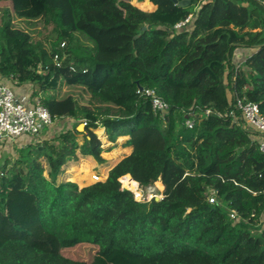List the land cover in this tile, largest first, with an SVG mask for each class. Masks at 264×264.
Masks as SVG:
<instances>
[{
  "label": "trees",
  "instance_id": "1",
  "mask_svg": "<svg viewBox=\"0 0 264 264\" xmlns=\"http://www.w3.org/2000/svg\"><path fill=\"white\" fill-rule=\"evenodd\" d=\"M180 1L11 0L0 76L33 82L58 131L0 155V264H88L87 247L138 264H264V152L237 107L264 114V0ZM239 48L252 49L240 65ZM99 128L131 153L111 166ZM81 157L107 178L64 179ZM160 179L165 191L136 198Z\"/></svg>",
  "mask_w": 264,
  "mask_h": 264
},
{
  "label": "built area",
  "instance_id": "2",
  "mask_svg": "<svg viewBox=\"0 0 264 264\" xmlns=\"http://www.w3.org/2000/svg\"><path fill=\"white\" fill-rule=\"evenodd\" d=\"M192 17L190 15L185 21L176 24V27L180 28L186 25L192 20ZM64 46L65 43L63 42L61 47ZM60 56L59 53H56L53 57L54 63L58 66L61 65ZM241 62H239V65ZM140 91L145 92L151 98L155 112L161 114L167 112L169 104L154 89L141 88ZM237 107L245 124L256 133L255 140L258 142L260 150L264 152V114L261 112L259 105L251 101L237 99ZM207 113L209 114L210 110ZM186 124L192 127L193 121L188 119ZM83 125H86L85 120ZM72 127V125L69 126V128ZM49 128H58L57 122L53 120L49 110L38 98H35L32 104H26L17 97L11 85L0 81V149L5 144H12L17 138L23 136L32 139L39 138L41 132ZM107 176L106 174L95 173L92 175V180L94 182L103 181ZM209 202H216L215 196L209 198ZM231 217L237 220V215L234 212L231 213Z\"/></svg>",
  "mask_w": 264,
  "mask_h": 264
},
{
  "label": "rangeland",
  "instance_id": "3",
  "mask_svg": "<svg viewBox=\"0 0 264 264\" xmlns=\"http://www.w3.org/2000/svg\"><path fill=\"white\" fill-rule=\"evenodd\" d=\"M132 2H135V0H131ZM5 5H0V22L2 21V19L6 16L5 13H7V7H11L12 6V2L11 0H5L4 1ZM139 6L143 9H147L149 10L151 8V3L149 1H146L145 3L143 4H139ZM40 28H41V31H42V35H45L47 33L50 32L51 28L50 27H45L43 24H40ZM64 125L68 126V124L64 123ZM82 129V127H81ZM96 134L100 137V139L102 140L103 142V145L105 147V149L107 150L106 152L103 153V156L110 160V165L113 166L115 165L120 159H123L124 157L128 156L129 154L127 152H129V149H125V148H118V149H114L112 148V145H109L107 143V136L105 134V130L103 128H99L98 130H96ZM7 143V142H6ZM107 143V145H106ZM8 148L5 149L4 147L0 149V155L2 156L3 154H13L15 155L16 154V149L17 147H15L14 145L11 147V145L7 146ZM88 158H84V157H81L79 162L78 163H73L69 168L68 170H71L72 167H77V169L73 170L72 171V177L73 176V173H80L81 175H85V174H88L89 176H91L92 178V175L93 174H108V169L109 167H100V165H96L97 163L95 162L94 164V167L90 170V171H86V168L83 167V165H80V164H84L85 162H89V160H87ZM91 160H94L93 158H91ZM68 171H66L64 173V177H65V174H67ZM68 179V178H66ZM161 182V179L155 183V185L153 186H149L147 187L146 189L144 188H138V193L135 192V196L137 199H143L145 197V195L147 194H150L149 195L150 197L155 195V193H157L158 191H161V193L163 191H165L164 188H161L157 183ZM130 189V188H129ZM131 190V189H130ZM133 191V190H131ZM160 193V195L158 196H163L162 194ZM80 252V256L88 263V264H138V259L137 258H134V257H130V256H122L120 254H116L112 257H103L99 254V252L97 251L96 248H90V247H87V248H84L83 251H78Z\"/></svg>",
  "mask_w": 264,
  "mask_h": 264
},
{
  "label": "crops",
  "instance_id": "4",
  "mask_svg": "<svg viewBox=\"0 0 264 264\" xmlns=\"http://www.w3.org/2000/svg\"><path fill=\"white\" fill-rule=\"evenodd\" d=\"M252 52V49H247V48H239L237 51H236V54H235V58H234V62H241V61H244L246 59V57ZM238 62V63H239ZM0 81L2 82H5V83H8L9 85H11V87L13 88V90L15 91L17 97L24 103L26 104H32L35 97L32 95L33 93V90L35 88V85L33 82H26V83H20L19 81H13V80H8V79H5V78H2L0 76ZM65 122L68 124V127L71 124V120L69 119V117L65 118ZM58 128H49V129H44L42 132H41V135L39 138H29L27 136H23V137H20V138H17L12 144H9V146L11 145V147L14 145L15 147H21L27 143H29L30 141L32 140H39V139H44V138H47L51 135H54L58 130ZM123 140H126V138H121L120 139V142L123 141ZM107 143L109 145H111L112 143L108 141L107 139ZM106 143V145H107ZM8 144H5L4 148H8L7 147ZM118 148H122V147H118ZM117 148V149H118ZM125 149H129V152H127L128 154L131 153V148H125ZM89 162H85L84 164H80V165H83L82 169L85 167L86 168V171H90L93 167H94V163L96 162L95 160H91V157H88ZM121 160V159H120ZM98 165V164H96ZM77 169V167H72L71 170H66L68 171L67 174H65V177L63 176L64 179L68 178L69 180H72L74 182H77L81 187L83 186H86V185H89V184H92L94 183V181L92 180L91 176H89L88 174H85L84 176L81 175L80 173H73V176L72 177V171ZM110 168L108 169V172H109ZM74 172V171H73ZM108 175V174H107Z\"/></svg>",
  "mask_w": 264,
  "mask_h": 264
},
{
  "label": "water",
  "instance_id": "5",
  "mask_svg": "<svg viewBox=\"0 0 264 264\" xmlns=\"http://www.w3.org/2000/svg\"><path fill=\"white\" fill-rule=\"evenodd\" d=\"M175 3H178V0H173ZM181 5H186V4H188L189 3V0H183V1H180L179 2ZM140 88H142L141 86H140ZM80 128H81V126H80ZM154 196H151L150 198H153ZM164 196H155V198L156 199H161V198H163Z\"/></svg>",
  "mask_w": 264,
  "mask_h": 264
},
{
  "label": "bare ground",
  "instance_id": "6",
  "mask_svg": "<svg viewBox=\"0 0 264 264\" xmlns=\"http://www.w3.org/2000/svg\"><path fill=\"white\" fill-rule=\"evenodd\" d=\"M129 182V188H133L134 187V183H132L130 180H128Z\"/></svg>",
  "mask_w": 264,
  "mask_h": 264
}]
</instances>
